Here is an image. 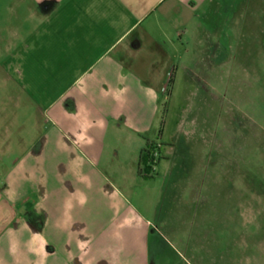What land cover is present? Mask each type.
I'll return each instance as SVG.
<instances>
[{
  "label": "crops",
  "instance_id": "0c3cea01",
  "mask_svg": "<svg viewBox=\"0 0 264 264\" xmlns=\"http://www.w3.org/2000/svg\"><path fill=\"white\" fill-rule=\"evenodd\" d=\"M219 4L33 0L55 66L45 67L39 114L4 175L0 264H148L129 182L148 181L137 175L140 153L163 143L171 50L205 33Z\"/></svg>",
  "mask_w": 264,
  "mask_h": 264
},
{
  "label": "rangeland",
  "instance_id": "374dc122",
  "mask_svg": "<svg viewBox=\"0 0 264 264\" xmlns=\"http://www.w3.org/2000/svg\"><path fill=\"white\" fill-rule=\"evenodd\" d=\"M218 1L171 50L163 159L129 182L148 264H264V0ZM32 4L0 0V192L55 66Z\"/></svg>",
  "mask_w": 264,
  "mask_h": 264
},
{
  "label": "trees",
  "instance_id": "16d2710c",
  "mask_svg": "<svg viewBox=\"0 0 264 264\" xmlns=\"http://www.w3.org/2000/svg\"><path fill=\"white\" fill-rule=\"evenodd\" d=\"M157 142L153 141L148 144H146L145 148L141 151L139 160H138V169H137V175L140 178L143 179H149L152 178L155 170L152 169V167H156L161 159H163L161 149L162 145L159 146L156 145ZM157 152L158 158L157 160H154V152ZM29 220L31 221V218L29 217Z\"/></svg>",
  "mask_w": 264,
  "mask_h": 264
},
{
  "label": "built area",
  "instance_id": "2783aa9c",
  "mask_svg": "<svg viewBox=\"0 0 264 264\" xmlns=\"http://www.w3.org/2000/svg\"><path fill=\"white\" fill-rule=\"evenodd\" d=\"M156 145H157V146H159L160 144L157 142V144H156ZM153 157H154V160H157V158H158V154H157V152H156V151L154 152V155H153ZM152 169H153V170H155V167L153 166V167H152Z\"/></svg>",
  "mask_w": 264,
  "mask_h": 264
}]
</instances>
